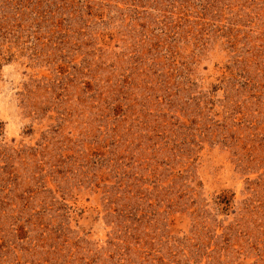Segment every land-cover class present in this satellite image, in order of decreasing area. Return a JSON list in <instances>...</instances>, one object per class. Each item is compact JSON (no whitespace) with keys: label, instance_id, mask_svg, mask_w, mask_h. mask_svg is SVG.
Listing matches in <instances>:
<instances>
[{"label":"rangeland","instance_id":"rangeland-1","mask_svg":"<svg viewBox=\"0 0 264 264\" xmlns=\"http://www.w3.org/2000/svg\"><path fill=\"white\" fill-rule=\"evenodd\" d=\"M0 264H264V0H0Z\"/></svg>","mask_w":264,"mask_h":264}]
</instances>
